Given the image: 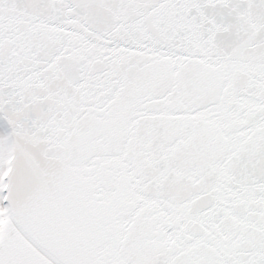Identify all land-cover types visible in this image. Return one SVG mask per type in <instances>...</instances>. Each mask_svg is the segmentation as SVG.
<instances>
[{
    "label": "snow or ice",
    "instance_id": "6c2138e0",
    "mask_svg": "<svg viewBox=\"0 0 264 264\" xmlns=\"http://www.w3.org/2000/svg\"><path fill=\"white\" fill-rule=\"evenodd\" d=\"M0 264H264V0H0Z\"/></svg>",
    "mask_w": 264,
    "mask_h": 264
}]
</instances>
